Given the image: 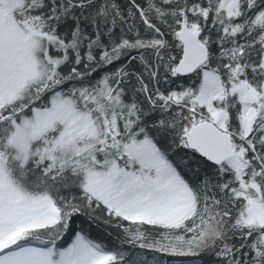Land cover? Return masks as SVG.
I'll list each match as a JSON object with an SVG mask.
<instances>
[{
    "label": "snow or ice",
    "instance_id": "6c2138e0",
    "mask_svg": "<svg viewBox=\"0 0 264 264\" xmlns=\"http://www.w3.org/2000/svg\"><path fill=\"white\" fill-rule=\"evenodd\" d=\"M0 264H264V0H0Z\"/></svg>",
    "mask_w": 264,
    "mask_h": 264
}]
</instances>
